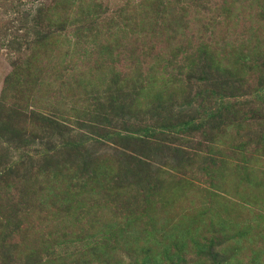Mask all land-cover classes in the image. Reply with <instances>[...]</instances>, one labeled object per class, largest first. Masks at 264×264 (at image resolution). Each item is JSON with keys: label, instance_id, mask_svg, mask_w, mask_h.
<instances>
[{"label": "rangeland", "instance_id": "1", "mask_svg": "<svg viewBox=\"0 0 264 264\" xmlns=\"http://www.w3.org/2000/svg\"><path fill=\"white\" fill-rule=\"evenodd\" d=\"M59 1L0 0V95L5 78L28 55L24 43L31 35L25 30L36 10L43 11V25L51 21L57 25L75 17L80 5L85 11L98 12L99 17L88 16L85 21L57 33L53 53L57 60L53 62L58 65L56 71L63 72V76L57 81L53 78L49 92L27 94L30 109L37 105H42L39 108L43 109L44 103H49L50 99L60 100L65 94L76 95L75 104L70 103L72 109L66 105L68 101L61 104L62 111L68 115L65 117L74 120L75 110L85 108V103L81 102L84 96L90 102L96 91L101 92V99L104 97L103 85L112 75V68L129 74L133 70L127 61L115 65L107 63L110 56L103 54L102 44L118 41H123L125 47L131 42L136 44L132 34L126 33L134 26L135 19L145 17L144 13L165 9L179 12L182 19L185 16L188 27L176 31L170 28L174 36L164 35L168 41L157 39L155 33L149 32L152 37L144 47H151L152 43L156 46L155 51H143L147 56L143 70L151 67L152 72H147L156 71L155 75L162 79L160 88L167 90L171 75L178 70L185 75L202 53L212 55L220 63V70L234 66L233 80L240 87L237 96L223 95L222 101L234 104L236 111L239 102L247 106L224 131L182 136L170 129V138L164 144L171 145L173 150L182 147L187 150L186 157L182 160L183 167L178 169L170 166L179 158L173 151L166 154L170 155L169 160L159 159V166L164 169L162 177L169 179L164 185L163 199L151 206L143 204L144 196L134 197L129 193L132 205L127 208L122 202L126 194L112 188L108 192L94 189L87 199L84 195L68 201L63 200L62 191L52 192L44 185V189L41 186L31 199L25 200L17 197L14 188L6 192L1 184L0 264L3 261L5 264H35V258L30 260L28 254L38 255L41 264H96L101 260L105 264H264V0H188L192 8L187 12L181 0H157L156 8L152 0H67L70 7L61 3L59 6ZM152 17L148 15V19ZM166 25L164 27L169 28ZM74 27L82 33L88 28L87 34H93L98 28L100 34L94 44L80 45L76 43ZM122 33L126 35L124 40ZM159 48L161 50L157 51ZM136 55L140 56L141 52ZM113 56L116 57L115 52ZM157 57L167 61L162 63L163 68L152 67ZM56 61L66 65V73ZM198 75H191L190 81L196 82ZM87 76L95 77L94 89L70 87L76 79ZM218 76L215 80L222 82L225 75ZM211 84L212 81L208 82L209 86ZM197 85L205 90L202 83ZM194 91L193 88L192 93ZM212 91L218 93L217 89ZM181 97L175 94L168 97V101L174 102L172 111L182 108L183 114L193 115V110ZM200 103L212 110L224 105L215 95L203 98ZM192 106L195 111L201 109L196 104ZM143 114L139 115V120L147 121ZM242 114L244 118L240 120ZM84 132L74 127L67 136L78 138ZM55 145L61 146L58 140ZM9 146L1 140L0 152L1 147ZM43 147L34 142L15 150L9 148V165L16 166L21 160L26 163L28 157L40 153ZM97 149L108 154L114 151L110 145H98ZM187 159H192V165L187 164ZM166 173L174 175L175 180L164 176ZM179 179L189 191L183 193L182 190L175 195L176 189L172 188ZM217 216L221 218L219 224L214 220ZM102 248L106 250L103 252ZM92 251L97 254L90 258ZM150 251L156 253L155 260H148L146 253ZM8 252L11 259L4 257Z\"/></svg>", "mask_w": 264, "mask_h": 264}, {"label": "trees", "instance_id": "2", "mask_svg": "<svg viewBox=\"0 0 264 264\" xmlns=\"http://www.w3.org/2000/svg\"><path fill=\"white\" fill-rule=\"evenodd\" d=\"M68 2L67 0H60L59 6L69 4L70 7L71 3ZM180 2L186 8L184 12L192 8L191 5H188V0H181ZM151 3L156 8L158 1L152 0ZM79 6L75 11V17L66 20V23L62 22L57 25H53L52 21L43 25V11L38 9L26 27V33L31 35V39L24 43L25 48L29 50L28 55L21 59L19 66L14 69L15 71L5 78V87L0 95V141L3 140L10 145L9 148L14 150L18 147L29 146L34 142L42 144L44 147L40 153H36L37 155L28 157L26 163L21 160L16 166L9 165V148L3 149L1 147L0 185L4 186L6 192L14 188L17 191V197L25 200L31 199L41 186L44 189V185H46L52 192L62 191L63 200L68 201L70 198L84 197V195V199H87L94 189L108 192L109 188H112L113 190H121L122 194H126L122 202H125L127 208L132 205V197H128L130 194L134 197L144 196V205H154L157 200H161V195L165 194L164 185L169 179L162 177L161 173L164 169L160 168L159 159L163 157L169 160L170 155L167 156L166 154L173 151L175 156L179 157L176 158L179 163L176 160L170 166L172 169H178L183 167L182 160L186 157L184 153L187 150L182 147L173 150L171 145L170 147L164 144L170 138V129L175 133L182 134V136L195 132L213 134L214 131H224L230 127L231 123H234L233 119L235 120L236 117L238 119L236 114L246 108L247 103L239 102L236 105L238 108L236 111L233 108L234 104H230L229 101H222L225 97L223 95L232 98L237 96L236 92L240 91V87H237L233 80L234 66L227 67L222 71L220 70V63L212 55L202 53L196 58L195 63L190 64L185 75L178 70L170 76L172 81L169 84V89L160 88L162 79L159 75H155L157 74L156 71H153V74L147 72H152L151 67L146 71L143 70L147 63L145 59L147 56L143 54V51H155L156 44L152 43V48L144 47V44H147L146 41L152 37L149 32L155 33L157 39L163 38L166 39L163 41H168L165 36L172 37L174 34L171 32L174 30L186 29L188 20L185 16L182 19V16L178 14L179 12L176 13L175 10L152 11L149 13L153 15L151 19H148L149 14L144 13L145 17H140L139 20L135 19L134 26L128 32L125 31L128 35L132 34V39L136 44L131 42L127 45L128 47H125L123 41H118L117 44H113V42L102 44L105 50L103 54L110 56V59L106 61L107 63L115 65L116 62L127 61L133 69L129 74V72L112 68L110 71L112 75L107 79V84L103 85L104 97L102 99L101 92L97 91L98 97L95 95L91 102L84 96L81 102L85 103V108L83 110L74 109L77 114L74 116L75 119L71 121L65 117L68 115L62 111L61 104H65L66 101L69 102L66 105L75 104L76 95L65 94L60 100L50 99L51 103H44L46 106L43 109L39 108L42 105H37V107L34 105L35 109H30L31 105L27 107L26 95H33L32 93L36 94L40 91L49 92L54 79L57 81L63 76V72L56 71L58 65L53 62L57 60L53 54L57 45V33H62L68 26H75L79 21H85L88 16L89 18L91 16L99 17L98 12L88 9L85 11V8ZM166 24L169 28L164 27ZM170 28L174 30L169 32ZM84 30L85 32L82 33L74 27L76 43L80 45L94 44L100 34L98 28L94 29L93 34H87L88 28ZM121 38L123 40L126 38L125 33H122ZM159 50L161 48L157 51ZM114 52L116 57L113 56ZM138 52H141L140 56L136 55ZM154 60L152 67L157 69L163 68V66L161 67L162 63L166 64L167 62L158 57ZM56 62L61 63L60 67L64 68L66 73V65L61 61ZM145 73L150 74V76ZM195 73L199 75L196 82H192L190 78ZM216 75H225V77L221 80L222 82H218L215 80ZM94 80V76L76 79L70 87L77 86L78 88L80 86L81 89L87 87L94 89L96 86ZM210 81L212 84L209 86L208 82ZM199 83H202L201 86H206L205 90H200L197 85ZM193 88L194 93H192ZM214 89H217L218 93H214L212 91ZM68 92L69 90H67ZM173 93L176 96H182L181 99L193 110V115H190V112L188 115L183 114L180 112L182 108H177L179 109L177 112L172 111L174 102L168 101L170 100L168 97L173 96ZM211 95L218 97L224 105L217 107L216 110L205 108V105L200 102L203 98H209ZM195 104L199 108L201 106L200 114L192 106ZM89 107L90 109H88ZM143 113H145L147 121L144 118L139 120V115H144ZM112 117L115 120H112ZM243 118L244 115L240 120ZM74 127L84 130V134L78 138L73 137V139L68 137L67 134L72 132ZM56 140L61 146L55 145ZM98 145H110L114 151L112 154L101 152L97 149ZM189 160L187 159V164L192 165V159ZM164 176L170 177V179L175 178L170 173H166ZM99 183L103 184L99 185ZM183 183L179 179L176 187L172 188L176 189L175 195L182 190L183 193L189 191V188ZM96 185L98 188H95ZM74 187L77 190L74 191ZM214 220L218 224L221 222V218L218 216ZM2 237L6 242L7 235L4 234ZM130 239L133 240L134 238ZM102 249L103 252L106 250L105 248ZM141 252L143 253V251ZM96 254L92 251L90 258L95 257ZM146 255L148 260L156 259L154 251H150ZM5 256H8V259L12 257L9 252L5 253ZM27 258L30 260L35 258L33 260H36L35 264H41V260H38L39 256L36 254H28ZM2 264L5 262L3 261ZM96 264L105 263L101 260L96 261Z\"/></svg>", "mask_w": 264, "mask_h": 264}]
</instances>
